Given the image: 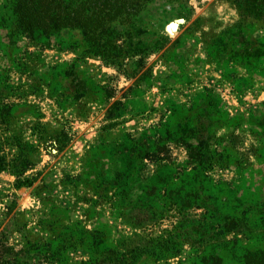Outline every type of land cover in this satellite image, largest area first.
<instances>
[{
	"label": "rangeland",
	"instance_id": "374dc122",
	"mask_svg": "<svg viewBox=\"0 0 264 264\" xmlns=\"http://www.w3.org/2000/svg\"><path fill=\"white\" fill-rule=\"evenodd\" d=\"M11 11L0 263L264 264V22L234 0H151L104 59L77 30L18 34Z\"/></svg>",
	"mask_w": 264,
	"mask_h": 264
},
{
	"label": "trees",
	"instance_id": "16d2710c",
	"mask_svg": "<svg viewBox=\"0 0 264 264\" xmlns=\"http://www.w3.org/2000/svg\"><path fill=\"white\" fill-rule=\"evenodd\" d=\"M149 1L151 0H10L12 3V25L15 32L29 37L30 40L50 37L63 30H77L87 44V52L107 59L118 50L117 47L108 45L111 44L108 40L111 26L136 18ZM234 1L237 3L241 16L264 22V0ZM207 148L205 146L204 149ZM17 149L19 155L15 159L21 161H18V164L13 168L17 172H24L28 165L27 155L23 154L24 143L18 142ZM1 162L0 158V171L2 169ZM18 184L20 185L22 182ZM242 221L237 220L234 225L230 224L229 231L246 228ZM187 234H183V238L185 236L187 239ZM197 259L200 263L196 261L193 264H201V262L220 264L221 261L214 254L208 258L204 256L197 257ZM7 260L0 264H9ZM248 264H250L249 261Z\"/></svg>",
	"mask_w": 264,
	"mask_h": 264
},
{
	"label": "water",
	"instance_id": "95a60500",
	"mask_svg": "<svg viewBox=\"0 0 264 264\" xmlns=\"http://www.w3.org/2000/svg\"><path fill=\"white\" fill-rule=\"evenodd\" d=\"M182 22H183L182 19H177L169 23V25L166 27L167 32L169 33L174 32L177 29L178 25L181 24Z\"/></svg>",
	"mask_w": 264,
	"mask_h": 264
},
{
	"label": "crops",
	"instance_id": "0c3cea01",
	"mask_svg": "<svg viewBox=\"0 0 264 264\" xmlns=\"http://www.w3.org/2000/svg\"><path fill=\"white\" fill-rule=\"evenodd\" d=\"M262 97H264V93L262 94Z\"/></svg>",
	"mask_w": 264,
	"mask_h": 264
}]
</instances>
